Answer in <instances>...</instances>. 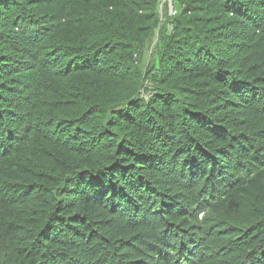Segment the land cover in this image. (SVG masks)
I'll return each instance as SVG.
<instances>
[{"label": "trees", "instance_id": "16d2710c", "mask_svg": "<svg viewBox=\"0 0 264 264\" xmlns=\"http://www.w3.org/2000/svg\"><path fill=\"white\" fill-rule=\"evenodd\" d=\"M0 0V264H264V0Z\"/></svg>", "mask_w": 264, "mask_h": 264}, {"label": "built area", "instance_id": "2783aa9c", "mask_svg": "<svg viewBox=\"0 0 264 264\" xmlns=\"http://www.w3.org/2000/svg\"><path fill=\"white\" fill-rule=\"evenodd\" d=\"M167 0H163V2L161 3V6H163V4L166 2Z\"/></svg>", "mask_w": 264, "mask_h": 264}, {"label": "rangeland", "instance_id": "374dc122", "mask_svg": "<svg viewBox=\"0 0 264 264\" xmlns=\"http://www.w3.org/2000/svg\"><path fill=\"white\" fill-rule=\"evenodd\" d=\"M162 2H163V0H162Z\"/></svg>", "mask_w": 264, "mask_h": 264}]
</instances>
